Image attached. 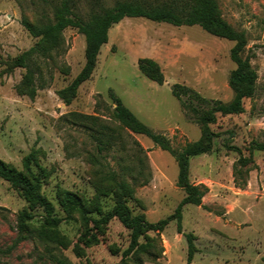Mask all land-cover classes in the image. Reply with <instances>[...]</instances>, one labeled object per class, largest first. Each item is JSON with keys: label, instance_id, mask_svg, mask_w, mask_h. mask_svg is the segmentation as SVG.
I'll return each mask as SVG.
<instances>
[{"label": "rangeland", "instance_id": "rangeland-1", "mask_svg": "<svg viewBox=\"0 0 264 264\" xmlns=\"http://www.w3.org/2000/svg\"><path fill=\"white\" fill-rule=\"evenodd\" d=\"M59 1L0 0V158L27 174L24 161L31 158V170L40 174V192L63 218L57 227L63 244L43 242L35 231L14 244L15 217L27 202L0 179V264H55V258L70 264H116L129 243V231L118 219L94 230L78 213L65 217L58 204L59 194L66 190L90 207L109 209L114 187L109 172L132 186L127 205L132 214L142 213L150 222L171 214L183 198L184 191L176 185L174 157L114 117L109 88L139 120L168 138L174 150L201 136L192 113L171 94L174 83L209 100L226 102L233 95L228 84L235 67L229 57L233 41L198 25L124 17L108 30L90 77L69 97L64 89L85 61L84 36L76 28L63 30L57 49L37 50L25 67L14 65L38 41L22 20L41 27L52 20ZM99 1L109 8L116 0ZM216 1L221 18L245 33L241 56L249 55L257 71L256 91L252 98L243 99V113L217 114L210 125L217 134L212 149L190 157L189 180L205 185L207 191L200 205L182 207V232L193 236L190 264H262L264 150H254L252 162L243 165L238 153L225 144L239 147L248 156L252 140L264 143V0ZM70 2L72 11L84 19L94 8L93 0ZM141 57L157 61L162 84L139 71ZM26 73L31 76L29 85L22 81ZM100 141L105 145L102 150ZM32 212L31 227L39 228L43 212L41 208ZM158 238L163 248L160 257L151 261L141 256L144 264H186L187 244L175 220Z\"/></svg>", "mask_w": 264, "mask_h": 264}, {"label": "trees", "instance_id": "trees-1", "mask_svg": "<svg viewBox=\"0 0 264 264\" xmlns=\"http://www.w3.org/2000/svg\"><path fill=\"white\" fill-rule=\"evenodd\" d=\"M94 7L84 19L72 11L70 0H60L53 11L52 20H48L41 27H35L27 20H22V25L28 33L38 38L37 43L27 51L21 53L14 60L17 67H25L33 52L40 49H57L62 43V32L67 27L76 28L83 34L85 40L84 64L76 76L64 91L68 96H73L78 86L86 81L96 64L97 55L103 44L108 40L110 27L120 22L124 17H142L154 22H165L175 26L198 25L207 33L233 41L229 51V57L235 64L228 77V84L232 89L231 99L224 102L221 100H209L200 96L195 90L178 83L171 86V94L178 99L182 106L188 109L195 122L200 126L201 136L198 140L187 142L179 150L172 149L168 138L163 134L154 132L145 123L139 120L121 98L112 90L108 89V95L114 103L113 115L131 132L142 134L149 138L162 150L169 152L175 159L178 167L176 185L184 191V196L175 207L174 211L165 218L155 222L148 221L144 214H132L127 205V200L133 196V188L125 180H118L114 172H109L108 177L114 187L111 190L113 205L107 209L88 206L83 199L71 191H62L58 197V204L65 217H72L78 213L85 225H90L98 230L107 224L112 218L118 221L129 231L128 246L121 251L116 264H144L142 257L151 261L160 257L163 248L158 238L166 225L175 220L176 229L181 233L187 244L186 264H190L194 254L193 236L191 233L182 232V207L185 204L200 205L201 199L207 191L203 184H194L189 180L190 157L209 152L213 146V139L217 136L210 125L216 122L217 114H240L244 112L243 99L252 98L256 91L257 71L250 61V56H241L246 46V36L243 31L235 30L230 24L221 18L216 0H116L109 8L102 7L99 0H93ZM44 44V45H41ZM139 71L157 84L164 81L160 65L152 58L141 57L137 60ZM24 84L29 85L31 76L26 73L23 78ZM33 93V90H31ZM62 93V92H61ZM232 135V134H231ZM98 149L105 148L103 142ZM227 149L238 153V162L247 165L252 162L254 150H264V143L251 141L247 146L248 156H243L239 147L225 144ZM31 158L26 157L24 164L29 174L17 170L0 158V179L8 182L17 190L27 202L26 208L16 214L15 226L16 237L14 244L32 236L43 242H55L63 244L57 227L63 220L57 216L53 204L40 192V174L34 173L30 168ZM3 207H0V209ZM41 208L43 212L42 224L39 228H32L30 222L34 218L32 212ZM96 213L97 216L90 215ZM153 232L154 236L148 233ZM140 238L143 239L140 242ZM116 254L117 251L111 249ZM264 264V256L261 257ZM55 264H70L64 258H55Z\"/></svg>", "mask_w": 264, "mask_h": 264}, {"label": "crops", "instance_id": "crops-1", "mask_svg": "<svg viewBox=\"0 0 264 264\" xmlns=\"http://www.w3.org/2000/svg\"><path fill=\"white\" fill-rule=\"evenodd\" d=\"M264 256V255H263Z\"/></svg>", "mask_w": 264, "mask_h": 264}]
</instances>
